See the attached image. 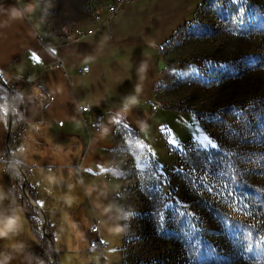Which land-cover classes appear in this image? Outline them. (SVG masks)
<instances>
[{
	"label": "rangeland",
	"instance_id": "374dc122",
	"mask_svg": "<svg viewBox=\"0 0 264 264\" xmlns=\"http://www.w3.org/2000/svg\"><path fill=\"white\" fill-rule=\"evenodd\" d=\"M110 1L30 0L28 12L38 29L60 40L69 26L96 23L93 14ZM198 4L159 48L167 66L157 68L153 97L140 108L147 144L118 123L102 127L84 153L85 161L111 162L118 203L104 189L103 208L95 201L100 193L78 175L72 204H57L54 211L40 206L47 219L65 221L51 236L64 243L56 264H106L72 248L87 247L95 218L105 217L104 228L116 232L119 212L124 264H264V0ZM203 135L220 147L198 148L193 137ZM14 176L9 191L49 252L44 231L50 232V221L33 209L28 184ZM48 261L43 257L42 264ZM108 264H120L117 253Z\"/></svg>",
	"mask_w": 264,
	"mask_h": 264
},
{
	"label": "crops",
	"instance_id": "0c3cea01",
	"mask_svg": "<svg viewBox=\"0 0 264 264\" xmlns=\"http://www.w3.org/2000/svg\"><path fill=\"white\" fill-rule=\"evenodd\" d=\"M200 1L124 0L115 13L100 11L90 34L59 40L38 29L21 0H0V81L13 91L18 108L4 141L9 142L7 151L2 144L7 133V113L0 97V264H42L43 257L25 210L9 191L15 176L13 173L9 182L7 170L11 167L3 158L9 154L17 160L25 173L23 183L34 194V198L29 197L40 210L41 205L54 211L57 204H72L70 193L79 186L78 175L100 193L95 201L103 208L104 189L109 191L112 202L118 203L116 182L108 171L111 162L106 165L85 161L84 153L102 127L111 129L122 123L131 130V126L139 124L140 108L153 97L159 74V48L191 17ZM85 65L87 68L82 70ZM82 106L89 111L80 112ZM114 109L121 112V117L106 124ZM97 114L102 116V123L89 128L88 122ZM149 123L150 117L146 126ZM144 128L133 133L138 141L147 144ZM113 150L112 144L111 161ZM55 185L64 191L58 193ZM3 190L5 197L1 196ZM119 214L116 232L104 228V223L108 224L105 217L96 218L95 235L88 227V239L99 237L107 244L104 249L88 251L87 245L72 251L96 254L106 264L117 253L120 264H124L120 251L124 228ZM63 222L48 214L46 223L51 236L60 231ZM51 241L56 264L64 243L57 238Z\"/></svg>",
	"mask_w": 264,
	"mask_h": 264
},
{
	"label": "built area",
	"instance_id": "2783aa9c",
	"mask_svg": "<svg viewBox=\"0 0 264 264\" xmlns=\"http://www.w3.org/2000/svg\"><path fill=\"white\" fill-rule=\"evenodd\" d=\"M124 0H111L110 2L107 3L105 10L112 14L115 13L119 7L122 5ZM99 13H94L93 14V21L97 22L99 21ZM93 31V28L91 26H87V27H82L79 25H74V26H69L67 29V38L69 40H74L77 39L79 37H83L85 35L90 34ZM87 68V66H83L82 70H85ZM13 91L11 89H9L8 87H5L4 85H2V88L0 90V97H3V104L6 105L9 104L11 107V114H12V119H13V114H17L18 112V108H17V99L14 96V94L12 93ZM89 111V108L87 106H82L80 108V112H87ZM102 120V116L97 114L94 115L93 119L88 122V127L89 128H96L100 122ZM58 125H61V121L57 122ZM9 147L7 146V151H8ZM3 162L8 165L9 167H11L14 170V174L16 176H18L20 179H22V181L24 182V177L22 172L18 169L17 165H19L17 163V160H15L14 158H12L9 154H7L4 158H3ZM34 210H36L38 212V214L41 216V214L39 213V211L33 207ZM89 231L91 234L97 233L98 231V222L96 220V218L94 219L92 225L89 228ZM107 246V244L100 240L99 237L97 236H93L91 238H89L88 241V251H93V250H98L101 251L102 249H104ZM48 250L46 249V255H44L43 257L46 259V257H49V261L47 262V264H53L54 263V253L53 251L50 249L49 252H47ZM43 257L41 258V262H43Z\"/></svg>",
	"mask_w": 264,
	"mask_h": 264
},
{
	"label": "trees",
	"instance_id": "16d2710c",
	"mask_svg": "<svg viewBox=\"0 0 264 264\" xmlns=\"http://www.w3.org/2000/svg\"><path fill=\"white\" fill-rule=\"evenodd\" d=\"M22 4H23V8L25 9V11H29V10H31L32 8H33V3L32 2H30V0H24V1H22ZM200 6V4H198L197 6H196V8L195 9H197L198 7ZM2 85H3V83L0 81V90H1V88H2ZM19 105V104H18ZM112 112H111V115H112V117L110 118V120H108V123H107V121H106V124H110V122L111 121H113V120H117V118L119 117H121V112L119 113V112H117L116 111V109H114V110H111ZM124 116V115H123ZM141 120H143V119H141ZM198 120H199V124H200V126H202L203 128H204V125H203V123H202V121L200 120V118L198 117ZM102 121V120H101ZM100 123H102V122H100ZM99 126V125H98ZM97 126V127H98ZM140 128V126H139V124H137L135 127H132L131 126V131L132 132H134V133H136V131L138 130ZM13 173H14V170H12V169H10V168H8V170H7V175H8V180H9V182L11 181V177H12V175H13ZM17 180V179H16ZM29 190V195H30V197L31 198H34V194H33V192L30 190V189H28ZM27 219H28V221H29V223H30V225H31V228L33 229V231H34V233L36 234V236H37V238L39 239V246H40V254L42 255V256H44V255H46V247H45V242H44V237L40 234V232L38 231V229H36V225H34V221H33V219L31 218V215H27ZM49 234V236L51 237V235H50V233H48Z\"/></svg>",
	"mask_w": 264,
	"mask_h": 264
},
{
	"label": "water",
	"instance_id": "95a60500",
	"mask_svg": "<svg viewBox=\"0 0 264 264\" xmlns=\"http://www.w3.org/2000/svg\"><path fill=\"white\" fill-rule=\"evenodd\" d=\"M167 66V62H165L163 59H161V58H159L158 60H157V68H158V70H162L164 67H166ZM5 86V85H4ZM6 113H7V122H8V128H7V133H6V139L8 138V135H9V128H10V125H11V122H12V114H11V107H10V105L9 104H7L6 105ZM17 167H18V169L22 172V174H23V177H24V179H25V173H24V170H22L21 169V167L19 166V165H17ZM32 205V204H31ZM34 205V208H36L38 211H39V213L41 214V216H42V219H43V221H45V217H44V215L42 214V211L37 207V205L36 204H33ZM41 224H42V221H41ZM44 229H45V227H42L41 226V228H40V230H41V232H42V230L44 231ZM44 234H45V236H46V239L49 241V245H51V237L49 236V234H48V232H46V231H44Z\"/></svg>",
	"mask_w": 264,
	"mask_h": 264
},
{
	"label": "snow or ice",
	"instance_id": "6c2138e0",
	"mask_svg": "<svg viewBox=\"0 0 264 264\" xmlns=\"http://www.w3.org/2000/svg\"><path fill=\"white\" fill-rule=\"evenodd\" d=\"M196 143V146L198 148L201 149H217L218 147H220V145L217 142H214L213 139H211L208 135H203L202 138L194 136L193 137ZM177 143V141L173 140V142H171V145H175Z\"/></svg>",
	"mask_w": 264,
	"mask_h": 264
},
{
	"label": "clouds",
	"instance_id": "9594fccd",
	"mask_svg": "<svg viewBox=\"0 0 264 264\" xmlns=\"http://www.w3.org/2000/svg\"><path fill=\"white\" fill-rule=\"evenodd\" d=\"M3 110V106H0V111H2Z\"/></svg>",
	"mask_w": 264,
	"mask_h": 264
}]
</instances>
